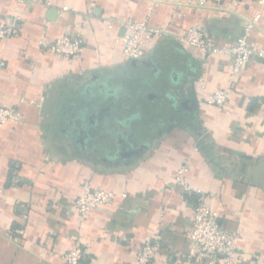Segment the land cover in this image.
I'll list each match as a JSON object with an SVG mask.
<instances>
[{
    "label": "crops",
    "instance_id": "crops-1",
    "mask_svg": "<svg viewBox=\"0 0 264 264\" xmlns=\"http://www.w3.org/2000/svg\"><path fill=\"white\" fill-rule=\"evenodd\" d=\"M14 13L22 27L0 41V106L23 120L0 126V264H63L77 245L83 264H136L146 242L159 243L151 264H197L186 259L195 197L173 186L184 164L221 226L241 230L235 264H264V60L244 65L219 108L208 100L231 84L232 59L173 38L197 26L223 44L241 36L242 16L260 14L249 40L264 51V3L0 0V22ZM128 19L168 35L128 60ZM65 34L82 36L79 57L49 49ZM84 183L116 198L81 222Z\"/></svg>",
    "mask_w": 264,
    "mask_h": 264
},
{
    "label": "built area",
    "instance_id": "built-area-1",
    "mask_svg": "<svg viewBox=\"0 0 264 264\" xmlns=\"http://www.w3.org/2000/svg\"><path fill=\"white\" fill-rule=\"evenodd\" d=\"M25 3L27 0H16ZM168 3L176 7L207 8L211 0H153ZM264 3V0H260ZM260 14L253 17L242 16L243 33L235 40L218 44L212 34L203 28L194 26L173 38L179 44L191 45L206 55L219 54L233 61L232 82L227 88L215 90L208 103L223 107L232 96L233 79L241 73L244 65L254 57L264 60V51L254 49L250 44V34L258 28ZM127 33L122 38V55L128 60H140L145 56V45L153 38L166 35L165 30L150 26L147 20L128 19L123 22ZM22 27V15L14 13L8 22H0V41L17 36ZM84 48L81 35L65 34L49 45V49L65 58L79 57ZM23 120V114L16 108L0 106V126ZM188 164L182 165L176 172L174 189L182 188L185 194L193 195L192 226L188 234V253L186 259L197 264H235L238 259L241 230L228 231L220 224V214L211 206V198L203 190L192 188L188 182ZM116 193L95 188L91 183H84L73 205L81 222L86 220L96 208L113 204ZM2 211L0 209V217ZM158 242H146L140 249L136 264H151L158 252ZM86 254L82 246L77 245L64 254L63 264H83Z\"/></svg>",
    "mask_w": 264,
    "mask_h": 264
},
{
    "label": "water",
    "instance_id": "water-1",
    "mask_svg": "<svg viewBox=\"0 0 264 264\" xmlns=\"http://www.w3.org/2000/svg\"><path fill=\"white\" fill-rule=\"evenodd\" d=\"M88 90V86L86 85V86H82L81 88H80V91H79V94L81 95V100L83 99L82 97H83V93H84V91H87ZM90 91V93H91V89L89 90ZM84 101V100H83ZM82 104L84 105V102H82ZM183 106L184 107H189V104L188 103H183Z\"/></svg>",
    "mask_w": 264,
    "mask_h": 264
},
{
    "label": "flooded vegetation",
    "instance_id": "flooded-vegetation-1",
    "mask_svg": "<svg viewBox=\"0 0 264 264\" xmlns=\"http://www.w3.org/2000/svg\"><path fill=\"white\" fill-rule=\"evenodd\" d=\"M184 108H181V107H178V108H176V110H177V113H179L181 110H183ZM175 119L177 120L178 119V117L176 116L175 117ZM127 153V152H126ZM126 153H124V154H126ZM123 154V155H124ZM127 155V154H126Z\"/></svg>",
    "mask_w": 264,
    "mask_h": 264
},
{
    "label": "trees",
    "instance_id": "trees-1",
    "mask_svg": "<svg viewBox=\"0 0 264 264\" xmlns=\"http://www.w3.org/2000/svg\"><path fill=\"white\" fill-rule=\"evenodd\" d=\"M79 91H80V88L78 89V91H76V92H78L79 93Z\"/></svg>",
    "mask_w": 264,
    "mask_h": 264
}]
</instances>
